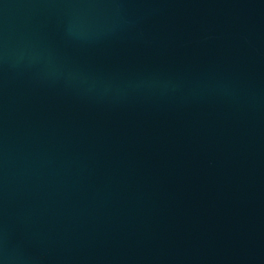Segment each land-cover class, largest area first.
I'll use <instances>...</instances> for the list:
<instances>
[{"label":"water","instance_id":"water-1","mask_svg":"<svg viewBox=\"0 0 264 264\" xmlns=\"http://www.w3.org/2000/svg\"><path fill=\"white\" fill-rule=\"evenodd\" d=\"M0 264H264V0H0Z\"/></svg>","mask_w":264,"mask_h":264}]
</instances>
